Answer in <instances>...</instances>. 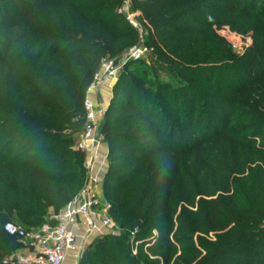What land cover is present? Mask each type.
<instances>
[{
	"label": "trees",
	"instance_id": "obj_1",
	"mask_svg": "<svg viewBox=\"0 0 264 264\" xmlns=\"http://www.w3.org/2000/svg\"><path fill=\"white\" fill-rule=\"evenodd\" d=\"M125 1L0 0V264H27L6 223H54L86 186L89 89L141 39ZM130 2L151 53L125 64L100 127L124 231L78 264H264V0ZM222 26L251 37L242 54Z\"/></svg>",
	"mask_w": 264,
	"mask_h": 264
},
{
	"label": "built area",
	"instance_id": "obj_2",
	"mask_svg": "<svg viewBox=\"0 0 264 264\" xmlns=\"http://www.w3.org/2000/svg\"><path fill=\"white\" fill-rule=\"evenodd\" d=\"M118 10L126 15L131 24L139 28L134 17V13L136 15H139V13L132 10L130 0H126ZM150 53L151 49L142 42L132 47L128 54H123L119 60L104 59L102 69L96 73L90 89L95 88L108 78H117L126 63L133 60H148ZM106 108L102 103L96 105L94 101L87 97L85 101V127L78 134L76 146L78 149L87 152L90 141H96L97 136L103 138L98 131L99 115L104 114ZM90 166L91 163L87 161L88 170ZM92 181V186H85L78 197L60 212L53 214L54 223H46L41 227L32 229H27L13 222L6 223L5 231L8 234L27 239L33 245L35 252L33 264H65L69 255L77 249L76 233L73 226L81 216L86 217L88 233L97 228L98 222L101 223V226L109 229L117 226L109 213L112 205L99 188L100 182L95 178ZM94 210L97 212V221L91 217Z\"/></svg>",
	"mask_w": 264,
	"mask_h": 264
},
{
	"label": "crops",
	"instance_id": "obj_3",
	"mask_svg": "<svg viewBox=\"0 0 264 264\" xmlns=\"http://www.w3.org/2000/svg\"><path fill=\"white\" fill-rule=\"evenodd\" d=\"M115 81L112 78L106 79L103 83L99 84L95 88H91L88 92V98L94 101L97 97L98 92L105 93L104 100L102 102L103 105L107 106L111 101L113 96V86ZM96 103V102H95ZM101 115V116H100ZM99 115V120L103 119V114ZM109 145L104 140V138H99L97 136L96 141H90L88 144V151H87V161L91 163L87 185L92 186L93 181L92 179L95 178L101 184L104 176L106 175L109 167ZM99 184V185H100ZM96 210L93 211L91 217L96 219ZM88 224L85 216H81L73 226V230L76 233V244L77 249L73 251L68 259L66 260L65 264H78L79 259L81 258L83 252L85 251L86 247L98 236L112 232L109 231L108 228L101 226V223L98 222L97 228L88 233ZM32 257L35 255V252L31 253ZM19 258V256H17Z\"/></svg>",
	"mask_w": 264,
	"mask_h": 264
},
{
	"label": "rangeland",
	"instance_id": "obj_4",
	"mask_svg": "<svg viewBox=\"0 0 264 264\" xmlns=\"http://www.w3.org/2000/svg\"><path fill=\"white\" fill-rule=\"evenodd\" d=\"M134 17H135V21L136 23L138 24L139 26V30L141 32V39L140 41L138 42L141 43L145 40V36H146V32L144 31L143 27H142V22L140 20V17L139 15H136L134 13ZM217 33L226 38L229 42L233 43L234 46L236 47V52L242 54L246 47L251 43V37L249 35H242V34H239L237 31L233 30L232 28H230L229 26H222L221 28L217 29ZM135 46V45H134ZM133 45L130 46L126 52L124 54H128L131 50L132 47H134ZM141 63L138 62V61H134L132 63H130L131 67L132 68H138L139 66L144 68L145 66L142 64L140 65ZM118 78V77H117ZM117 78H114L113 81H117ZM161 79L162 80H169L170 79V76L163 72L161 74ZM90 91V90H89ZM105 93H101L100 91L98 92L97 94V97L96 99L94 100V102H96L95 104L96 105H99L103 102L104 100V97H105ZM110 103V102H109ZM109 104L106 106L108 107ZM104 115V114H103ZM101 116V115H100ZM103 120V119H102ZM102 120L99 122V126H98V131L100 132V127H101V123H102ZM86 186H87V183H86ZM99 188L100 190L103 191V186H102V182L101 184L99 185ZM116 222V221H115ZM117 226L114 227L113 229H109V231H112L114 233H120V232H123L124 230L121 228L120 224L117 223ZM22 225V224H21ZM18 244L19 246L21 247L19 250L16 251L15 255L16 256H19L20 260L22 262H25L27 264H33L34 261H33V257L31 255V253L34 252V247L33 245L31 244V242L27 239H21V238H18ZM178 256L179 254H175L173 256V260H172V264H185L184 262H180L178 260Z\"/></svg>",
	"mask_w": 264,
	"mask_h": 264
}]
</instances>
